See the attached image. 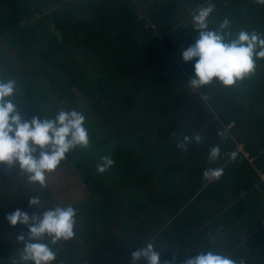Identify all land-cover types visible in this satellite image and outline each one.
Instances as JSON below:
<instances>
[{
    "label": "trees",
    "instance_id": "16d2710c",
    "mask_svg": "<svg viewBox=\"0 0 264 264\" xmlns=\"http://www.w3.org/2000/svg\"><path fill=\"white\" fill-rule=\"evenodd\" d=\"M209 4L210 29L228 19L233 36L264 34V5L255 0H0V79L16 81L21 117L75 109L90 136L87 149L68 154L90 197L75 208L83 218L74 237L49 244L54 264H132L131 253L149 242L160 264L209 250L264 264V229L233 251L232 227L207 242L212 226L200 227L208 219L194 225V214H222L223 206V214H264V197L252 209L264 195V58L232 88L187 83L196 60L182 53L199 36L192 16ZM195 134L199 144L178 148ZM213 146L220 156L209 163ZM105 155L121 169L98 174ZM208 168H222V177L204 180ZM11 229L0 219V264L23 247L14 248Z\"/></svg>",
    "mask_w": 264,
    "mask_h": 264
},
{
    "label": "clouds",
    "instance_id": "9594fccd",
    "mask_svg": "<svg viewBox=\"0 0 264 264\" xmlns=\"http://www.w3.org/2000/svg\"><path fill=\"white\" fill-rule=\"evenodd\" d=\"M264 5V0H255ZM215 6L209 4L200 7L192 16V23L199 32L194 44L182 53L184 62L196 60L194 77L187 83L193 89H199L219 82L224 88H232L237 82L250 76L255 70V60L264 58V34L256 31H239L235 36L228 31L230 22L224 19L215 30L210 29V17ZM16 81L0 79V166L5 170L16 168L26 177L29 185L46 186V174L55 170L65 161L67 154L79 149H87L90 136L85 125V116L72 109L60 110L53 118L32 117L25 120L14 102ZM218 136L225 133L218 131ZM202 137L184 136L177 143L179 149L188 150L193 141L199 144ZM233 157L235 153L232 154ZM220 156V147L209 150V163H214ZM97 164L98 174H104L114 166L110 156H102ZM223 175L222 168H208L203 172L206 181L218 180ZM28 206L40 204L39 197L29 199ZM76 210L72 206L59 205L43 211L41 214L20 209L8 214L7 222L15 227L18 224L28 228V234H19L16 239L23 247L12 258V264H54L56 252L51 245L68 241L74 237ZM49 241L44 243L42 241ZM149 242L131 253L132 264L141 258L147 264H160V255ZM18 257V258H17ZM184 264H245L223 253L209 250L185 259Z\"/></svg>",
    "mask_w": 264,
    "mask_h": 264
},
{
    "label": "crops",
    "instance_id": "0c3cea01",
    "mask_svg": "<svg viewBox=\"0 0 264 264\" xmlns=\"http://www.w3.org/2000/svg\"><path fill=\"white\" fill-rule=\"evenodd\" d=\"M120 164L125 165V162L120 160ZM117 167L118 166H113L112 169ZM125 167L131 168V165H125ZM118 168L121 169V167ZM57 169H59L61 173H68L71 178L65 180L63 185H60L59 188L54 189L51 187L48 180L45 181V187H40L39 185H29L27 183L26 177L22 175L18 169L12 168L5 170L4 166H0V219L5 221L12 228L11 231L13 232L11 233H23L25 235L28 234L27 227L21 226L19 224L13 227L7 222L5 218L8 214L14 212L17 209L29 211L30 213L35 212L37 214H41L43 211L53 208L57 205L61 207L72 206L75 209L79 204L86 202L89 199L90 194L88 193L82 178L78 174V171L76 170L68 154L66 160L62 161L58 165ZM238 185L239 183H237V188L239 187ZM242 192L245 193L246 191L242 190L240 192L242 198H244L246 195ZM225 193L227 194L228 191L226 190ZM33 197H39L40 204L29 207L27 201ZM263 197L264 195L260 194L258 198L252 202L254 207H252V209H255L256 207L259 208L260 201H262ZM224 209L225 207L223 206L222 214H194V218L197 220H193L195 222V228L200 226L203 223V220L207 219L208 220L202 224L203 226L200 227V230L208 228L210 225L212 226L211 232L210 230L209 232H205L206 236L209 237L207 242H211L215 235L223 236L227 230L231 231L230 228L232 227L233 230L231 236L233 235L235 238L231 247H233V251H237L239 248L244 246V243L249 241L254 234H257L264 229V214H246L247 211H250L251 207L241 209V214H223V212H226L229 208L225 211ZM216 211H218L217 207L215 212ZM257 212L259 213L258 209ZM1 213H4V217L1 215ZM83 215L89 218V214ZM81 218H83L81 214L76 215L75 227H78L79 223L82 224V221H80ZM90 221L92 220L90 219ZM14 242V248L17 247V249H19L18 247L23 245L18 240ZM217 251L230 256V254H226L224 251Z\"/></svg>",
    "mask_w": 264,
    "mask_h": 264
},
{
    "label": "rangeland",
    "instance_id": "374dc122",
    "mask_svg": "<svg viewBox=\"0 0 264 264\" xmlns=\"http://www.w3.org/2000/svg\"><path fill=\"white\" fill-rule=\"evenodd\" d=\"M68 178H71L68 173H61L57 168L55 169V171L46 174V180H48L51 187H53L54 189L59 188L60 185L62 186L63 182H65V180H68Z\"/></svg>",
    "mask_w": 264,
    "mask_h": 264
},
{
    "label": "built area",
    "instance_id": "2783aa9c",
    "mask_svg": "<svg viewBox=\"0 0 264 264\" xmlns=\"http://www.w3.org/2000/svg\"><path fill=\"white\" fill-rule=\"evenodd\" d=\"M240 151H241V152H244V150H243L242 147H240ZM244 154H245L246 157H249V158H250V155H249V154H247L246 152H244ZM263 180H264V176H263Z\"/></svg>",
    "mask_w": 264,
    "mask_h": 264
}]
</instances>
